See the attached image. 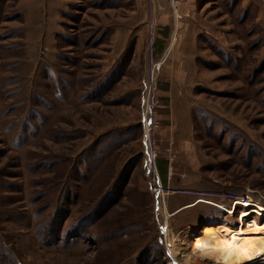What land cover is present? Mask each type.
<instances>
[{
	"label": "rangeland",
	"instance_id": "obj_1",
	"mask_svg": "<svg viewBox=\"0 0 264 264\" xmlns=\"http://www.w3.org/2000/svg\"><path fill=\"white\" fill-rule=\"evenodd\" d=\"M248 197L264 0H0V264H175Z\"/></svg>",
	"mask_w": 264,
	"mask_h": 264
},
{
	"label": "bare ground",
	"instance_id": "obj_2",
	"mask_svg": "<svg viewBox=\"0 0 264 264\" xmlns=\"http://www.w3.org/2000/svg\"><path fill=\"white\" fill-rule=\"evenodd\" d=\"M249 201L242 199L235 201L236 209L239 205L243 207L238 219L239 225L233 224L235 228H230L228 224L227 226L221 224L218 225L219 227L211 228L209 236L204 240L200 239L192 243L193 239H191L188 244L170 242V252L175 264H257L264 262V227L258 229L255 219L251 222L247 220L253 214L263 217L264 207L252 200Z\"/></svg>",
	"mask_w": 264,
	"mask_h": 264
},
{
	"label": "built area",
	"instance_id": "obj_3",
	"mask_svg": "<svg viewBox=\"0 0 264 264\" xmlns=\"http://www.w3.org/2000/svg\"><path fill=\"white\" fill-rule=\"evenodd\" d=\"M169 1H170L171 7L173 8L174 12H177V10L179 9V7L181 6L184 0H169ZM149 5L153 7L155 5V0H149ZM147 148L148 149L150 148V145L148 143H147ZM147 168L149 169L148 173L152 172V170L154 171L158 170L157 164H156L155 153L152 151L151 148L150 150H147ZM160 180L161 179L159 177V174H157L156 177L152 179L153 182H152L151 187L153 188L157 196H160L162 192V184ZM245 200L251 201L250 197L246 198ZM233 203H234L233 205H235V200Z\"/></svg>",
	"mask_w": 264,
	"mask_h": 264
},
{
	"label": "crops",
	"instance_id": "obj_4",
	"mask_svg": "<svg viewBox=\"0 0 264 264\" xmlns=\"http://www.w3.org/2000/svg\"><path fill=\"white\" fill-rule=\"evenodd\" d=\"M162 170H164V169L162 168Z\"/></svg>",
	"mask_w": 264,
	"mask_h": 264
}]
</instances>
